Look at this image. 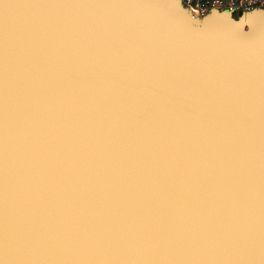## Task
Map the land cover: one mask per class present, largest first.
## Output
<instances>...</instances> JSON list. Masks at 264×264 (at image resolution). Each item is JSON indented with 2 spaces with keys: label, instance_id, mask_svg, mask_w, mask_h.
<instances>
[{
  "label": "water",
  "instance_id": "1",
  "mask_svg": "<svg viewBox=\"0 0 264 264\" xmlns=\"http://www.w3.org/2000/svg\"><path fill=\"white\" fill-rule=\"evenodd\" d=\"M166 2L0 0V264H264V10Z\"/></svg>",
  "mask_w": 264,
  "mask_h": 264
},
{
  "label": "built area",
  "instance_id": "2",
  "mask_svg": "<svg viewBox=\"0 0 264 264\" xmlns=\"http://www.w3.org/2000/svg\"><path fill=\"white\" fill-rule=\"evenodd\" d=\"M193 19L205 18L212 12L246 15L264 10V0H178ZM190 16V17H192Z\"/></svg>",
  "mask_w": 264,
  "mask_h": 264
},
{
  "label": "rangeland",
  "instance_id": "3",
  "mask_svg": "<svg viewBox=\"0 0 264 264\" xmlns=\"http://www.w3.org/2000/svg\"><path fill=\"white\" fill-rule=\"evenodd\" d=\"M166 4H167V11H169V12H171V14H175V13H177V11H179L178 9V7L180 6V8H181V10L182 11H184V12H186V10H185V8H184V6H182L180 3H179V1H177V0H167V2H166ZM218 14H221V13H225L224 15H227V16H237L239 19H242L243 21H247V20H249L252 16L251 15H248V14H246V15H232V14H230V13H228V14H226V12H217ZM191 13H186L185 15H186V17L189 19L188 21L190 22V20L192 21L193 19H191V18H193V16L192 15H190ZM190 16H192V17H190ZM204 18H197V19H195V20H197V23H198V26H197V28H203V26H204V24H205V22H204V20H203Z\"/></svg>",
  "mask_w": 264,
  "mask_h": 264
},
{
  "label": "bare ground",
  "instance_id": "4",
  "mask_svg": "<svg viewBox=\"0 0 264 264\" xmlns=\"http://www.w3.org/2000/svg\"><path fill=\"white\" fill-rule=\"evenodd\" d=\"M181 16H182L181 19H182L184 22H186V23H190V22L188 21L189 19L186 17L185 14H183V15L181 14Z\"/></svg>",
  "mask_w": 264,
  "mask_h": 264
},
{
  "label": "trees",
  "instance_id": "5",
  "mask_svg": "<svg viewBox=\"0 0 264 264\" xmlns=\"http://www.w3.org/2000/svg\"><path fill=\"white\" fill-rule=\"evenodd\" d=\"M235 19H237L238 17L237 16H234Z\"/></svg>",
  "mask_w": 264,
  "mask_h": 264
}]
</instances>
